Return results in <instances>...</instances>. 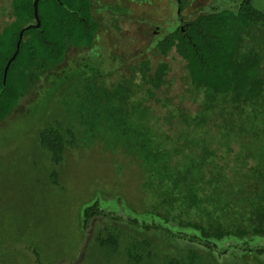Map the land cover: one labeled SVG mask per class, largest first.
Instances as JSON below:
<instances>
[{
    "label": "trees",
    "instance_id": "16d2710c",
    "mask_svg": "<svg viewBox=\"0 0 264 264\" xmlns=\"http://www.w3.org/2000/svg\"><path fill=\"white\" fill-rule=\"evenodd\" d=\"M238 4L237 10L223 8L200 14L156 44L163 56L175 50L186 61L185 79L190 97L198 103L195 110L166 93L159 96V91L170 86L171 64L165 60L154 66L150 58L140 59L112 78L89 69L77 78H102L99 88L90 83L87 88L97 91L92 100L108 119L103 124L126 125V133L132 137L124 143L129 151L142 156L140 166L147 173L149 188H159L167 220L180 218L193 232L182 234L183 240H189L185 247L174 248L168 240L151 239V233L160 230L155 225H144L146 235H141L129 227L97 220L88 243L89 260L76 263L72 257L67 264H264L247 258L242 263L236 259L227 263L222 254L215 255L224 238L251 237L249 229L264 233V188L253 193L258 190L257 180L264 181V176L233 173L226 177L222 169L225 161L231 164L237 156L229 152L228 161L223 154L227 153L222 139L226 130L231 135L239 126L246 137L255 135L253 126L258 119L251 108L264 98V51L246 47L251 31L258 34L257 40L264 37V11L254 0ZM39 16L40 28L24 30L6 81L5 68L16 51L20 31L37 23L34 0H13L10 20L0 30V122L39 85L43 75L66 62L69 45L91 47L100 29L91 0H40ZM154 101L164 107L163 122ZM68 133L73 134L51 126L41 134V142L56 164L63 161L72 144L65 139ZM100 213L99 201L85 206L83 229ZM2 229L0 226V232ZM12 233L0 235V264H63L62 257L45 253V245L35 236H26L22 227ZM257 253L264 254V247Z\"/></svg>",
    "mask_w": 264,
    "mask_h": 264
},
{
    "label": "rangeland",
    "instance_id": "374dc122",
    "mask_svg": "<svg viewBox=\"0 0 264 264\" xmlns=\"http://www.w3.org/2000/svg\"><path fill=\"white\" fill-rule=\"evenodd\" d=\"M103 1L109 3V0ZM183 1L185 4L179 14L177 0H111L112 9L98 17L105 30L99 42H104L106 48L69 50L66 62L43 75L39 85L0 122L1 236L7 237L14 229L22 227L26 236H35L45 245V253L62 257L63 264L72 257L76 263L85 258L89 260L88 243L97 220L129 227L141 235H146L144 225H155L160 230L153 231L151 239L168 240L174 248L186 246L189 240H183L182 234H191L193 228L185 227L180 218L167 220L164 215L167 208L158 198L159 188H149L152 186L147 183V173L140 166L142 156L129 151L124 143L132 137L131 133L127 135L126 125L110 121L103 124L108 123V119L101 114L99 106L94 105L97 101L92 100L97 91L87 88L89 83L99 88L102 78L78 80L88 69L112 78L140 59L150 58L154 66L165 60L171 64L170 86L165 92L159 91V96L166 93L175 102L182 101L195 110L198 103L190 97L189 83L185 79L186 61L175 50L163 56L156 44L180 25V16L188 22L200 14L223 8L237 10L241 0ZM9 2L0 0L1 20L10 18L7 15ZM254 5L264 11V0H254ZM257 36L251 31L246 47L264 51V37L257 40ZM153 104L163 122V105L159 101ZM251 111L258 119L253 126L255 135L251 133L246 137L237 126L231 135L226 130L222 138L227 160L229 152L237 153L234 160L230 159L231 164L224 162L222 169L226 177L233 173L239 177L264 176L263 97ZM51 126L73 132L65 138L72 144L66 148L60 164L53 162L51 152L41 142V134ZM260 180L254 194L264 188V181ZM153 181L150 178V182ZM95 201H99L101 213L93 217L84 230V207ZM249 231L251 237L244 239L224 238L215 255L222 254V260L227 263H234V259L242 263L246 258L264 261V254L257 253L258 248L264 247V233Z\"/></svg>",
    "mask_w": 264,
    "mask_h": 264
},
{
    "label": "crops",
    "instance_id": "0c3cea01",
    "mask_svg": "<svg viewBox=\"0 0 264 264\" xmlns=\"http://www.w3.org/2000/svg\"><path fill=\"white\" fill-rule=\"evenodd\" d=\"M13 0H10V9L7 10V15L10 17V10H11V3ZM92 4H93V15L95 17V19H97L100 23V29L97 32L96 35V39H95V43L94 45H92L91 47H83L81 49H90L91 51L94 50L95 48H106L105 43L104 42H99V40H101L102 38V34L105 32V30H103V26L101 24V20L98 18L100 15H102V12L108 10V9H112V4L110 3L111 0H109V3H103V0H91ZM141 1V0H138ZM112 12V11H111ZM1 18V17H0ZM4 18V17H3ZM10 18H4L3 20L0 19V30L3 28V26L5 25L6 21L9 20ZM71 49H80L74 45H69L68 49H67V56H68V52ZM93 53H97V52H93Z\"/></svg>",
    "mask_w": 264,
    "mask_h": 264
},
{
    "label": "water",
    "instance_id": "95a60500",
    "mask_svg": "<svg viewBox=\"0 0 264 264\" xmlns=\"http://www.w3.org/2000/svg\"><path fill=\"white\" fill-rule=\"evenodd\" d=\"M39 2L40 0H34V12H35V20L37 21V23H32L28 26H26L25 28H23L21 31H20V34H19V40L17 42V48H16V51L14 52V54L12 55V57L9 59L7 65H6V68H5V75H4V80L6 81V76H7V73H8V70H9V67L11 65V63L16 59L18 53H19V50H20V46H21V41L23 39V34H24V30L25 29H28L29 27H36V28H40L41 27V19H40V16H39ZM5 81H4V84H5Z\"/></svg>",
    "mask_w": 264,
    "mask_h": 264
},
{
    "label": "flooded vegetation",
    "instance_id": "af4514ba",
    "mask_svg": "<svg viewBox=\"0 0 264 264\" xmlns=\"http://www.w3.org/2000/svg\"><path fill=\"white\" fill-rule=\"evenodd\" d=\"M116 1V0H115ZM119 1H121L122 2V0H119ZM124 2H127L128 0H123ZM130 1H133V0H130ZM144 1H146V0H144ZM177 2H178V5H179V8H178V13L179 14H181V12H182V9H181V5H182V3L184 2L183 0H177ZM185 3V2H184ZM128 11H129V9H128ZM128 11L126 12V13H128ZM179 21H180V25L178 26V27H182V28H185V25L187 24V22H184L183 21V17H179V19H178ZM182 21V22H181ZM176 29V28H175ZM174 30V29H173Z\"/></svg>",
    "mask_w": 264,
    "mask_h": 264
}]
</instances>
